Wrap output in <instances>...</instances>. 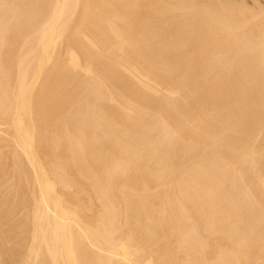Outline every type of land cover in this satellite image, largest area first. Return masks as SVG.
Wrapping results in <instances>:
<instances>
[{
  "label": "bare ground",
  "instance_id": "obj_1",
  "mask_svg": "<svg viewBox=\"0 0 264 264\" xmlns=\"http://www.w3.org/2000/svg\"><path fill=\"white\" fill-rule=\"evenodd\" d=\"M0 264H264V0H0Z\"/></svg>",
  "mask_w": 264,
  "mask_h": 264
}]
</instances>
